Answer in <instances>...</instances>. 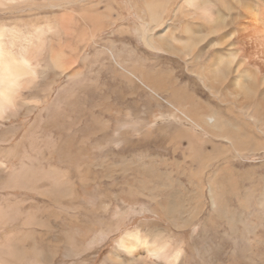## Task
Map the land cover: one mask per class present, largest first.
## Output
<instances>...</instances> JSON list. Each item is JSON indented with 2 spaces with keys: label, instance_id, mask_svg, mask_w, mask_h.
<instances>
[{
  "label": "rangeland",
  "instance_id": "obj_1",
  "mask_svg": "<svg viewBox=\"0 0 264 264\" xmlns=\"http://www.w3.org/2000/svg\"><path fill=\"white\" fill-rule=\"evenodd\" d=\"M92 1H101L99 11H107L108 0ZM131 2L110 0L123 19L87 24L81 43L76 33L69 38L77 48L66 55L73 65L65 71L52 68L42 86H52L51 93L39 95V107L27 109L17 121L23 131L11 145L25 136V176L39 158L42 177L57 171L60 186L55 183L52 193L43 179L40 195L5 193L0 209L12 210L8 228L22 223L36 231L54 230L55 244L48 237L37 239L50 249L63 244L53 264H100L125 232L174 230L173 219L187 222L179 233L186 264L192 257L194 264H222L230 258L231 250L222 255L213 242L218 228L235 229L239 256L241 248L250 255L254 246H264V152H225L224 141L204 132L198 120L197 126L201 106L183 97L193 92L187 78H178L176 88L169 85L167 72L176 70L179 77L180 68L177 63L168 68L172 59L164 49L147 46L151 24L137 18ZM39 10L41 16L60 17L69 33L80 25L78 10L68 9L67 15L43 5ZM81 248L82 256L71 255ZM231 264L240 262L233 258Z\"/></svg>",
  "mask_w": 264,
  "mask_h": 264
},
{
  "label": "bare ground",
  "instance_id": "obj_2",
  "mask_svg": "<svg viewBox=\"0 0 264 264\" xmlns=\"http://www.w3.org/2000/svg\"><path fill=\"white\" fill-rule=\"evenodd\" d=\"M109 1H105L106 5L104 3L107 11L101 12V1L12 0L15 6L6 15H0V58L5 54H22L38 58L51 69L61 68L65 71L72 64L66 55L77 49L70 37L76 33L81 43L87 36V24L96 26L103 21L124 18V14L113 11L112 6L108 5ZM131 1L132 7H136L137 18H146L151 24L147 46L152 51H156L157 47L164 49L172 59L168 63L169 69L175 67L176 63V68H180L177 72L179 77L176 70L167 72L169 85L176 88L180 80L187 78L185 81L193 92L183 97L187 101L195 100L201 106L194 119L197 126L200 121L204 132L212 131L216 139L224 141L225 152L228 149L237 154L264 152V0H140V5L136 0ZM42 5L52 11L65 10V14L68 9L78 10L80 25L76 24L78 27L71 33L65 31L58 21L60 17L41 16L37 12ZM43 85L44 81L29 94L31 102L18 116L0 122V199L7 192L14 193L13 197L16 194L20 197L24 190L40 195L43 179L48 181L52 193L56 185L60 186L59 179H56L60 176L59 172L51 169L47 171L50 175L46 172L42 177L39 158L25 176V136L14 146L11 145L23 131L22 125L17 123L20 117L27 116V109L39 107V95L43 93L48 96L51 93L52 86ZM32 142L31 138V150ZM255 143H261V146L255 148ZM227 158L231 159L230 156ZM13 161L17 163L12 165ZM22 203L19 199L14 209L17 219L21 215ZM259 205L262 206L261 203ZM212 206H215L214 200ZM5 208V211L0 209V264H33V261L53 264L63 244L50 249L37 239L48 237L47 241L55 244L52 241L54 230L36 231L33 226H22V223L21 226L16 223L17 227L10 230L8 225L13 221L7 219L12 210ZM234 218V215L233 218L231 216L228 223H232ZM241 218L234 222V226L241 222ZM171 222L176 226L172 227L174 230L153 227L125 232L100 264H186L184 243L179 233L187 229V222L180 223L176 219ZM204 232L202 230V234ZM233 232L235 229L229 233L218 228L212 234L213 242L222 255L232 251L230 258L222 264H231L233 258L240 264H264V246H254L250 255L241 248L239 256L238 237ZM81 242L82 239L78 244L82 245ZM244 245L245 248L247 244ZM82 249L70 253L73 257L82 256ZM189 262L194 264L195 258H189Z\"/></svg>",
  "mask_w": 264,
  "mask_h": 264
},
{
  "label": "clouds",
  "instance_id": "obj_3",
  "mask_svg": "<svg viewBox=\"0 0 264 264\" xmlns=\"http://www.w3.org/2000/svg\"><path fill=\"white\" fill-rule=\"evenodd\" d=\"M14 6L12 0H0V15H6ZM50 71V66L38 58L22 54L0 58V122L20 114L31 102L29 94L37 90Z\"/></svg>",
  "mask_w": 264,
  "mask_h": 264
}]
</instances>
